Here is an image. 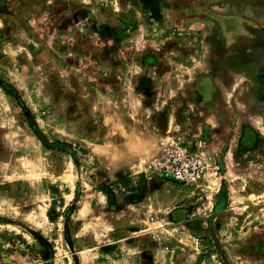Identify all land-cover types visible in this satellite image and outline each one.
Here are the masks:
<instances>
[{"label":"rangeland","instance_id":"obj_1","mask_svg":"<svg viewBox=\"0 0 264 264\" xmlns=\"http://www.w3.org/2000/svg\"><path fill=\"white\" fill-rule=\"evenodd\" d=\"M0 264H264V0H0Z\"/></svg>","mask_w":264,"mask_h":264},{"label":"built area","instance_id":"obj_2","mask_svg":"<svg viewBox=\"0 0 264 264\" xmlns=\"http://www.w3.org/2000/svg\"><path fill=\"white\" fill-rule=\"evenodd\" d=\"M155 171L174 184H191L203 175L205 162L190 148L174 146L165 151Z\"/></svg>","mask_w":264,"mask_h":264},{"label":"crops","instance_id":"obj_3","mask_svg":"<svg viewBox=\"0 0 264 264\" xmlns=\"http://www.w3.org/2000/svg\"><path fill=\"white\" fill-rule=\"evenodd\" d=\"M142 169H143V168H141V170H140V171H142Z\"/></svg>","mask_w":264,"mask_h":264},{"label":"trees","instance_id":"obj_4","mask_svg":"<svg viewBox=\"0 0 264 264\" xmlns=\"http://www.w3.org/2000/svg\"><path fill=\"white\" fill-rule=\"evenodd\" d=\"M142 194L145 193V192H141Z\"/></svg>","mask_w":264,"mask_h":264}]
</instances>
